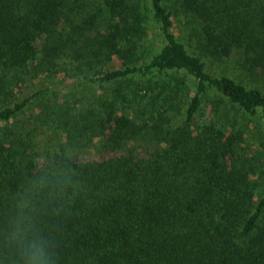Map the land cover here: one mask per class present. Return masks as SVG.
I'll list each match as a JSON object with an SVG mask.
<instances>
[{
  "label": "trees",
  "instance_id": "1",
  "mask_svg": "<svg viewBox=\"0 0 264 264\" xmlns=\"http://www.w3.org/2000/svg\"><path fill=\"white\" fill-rule=\"evenodd\" d=\"M61 68L65 87L115 94L87 109L49 86L16 94ZM253 117L264 124V0H0V233L32 193L56 264H264Z\"/></svg>",
  "mask_w": 264,
  "mask_h": 264
},
{
  "label": "rangeland",
  "instance_id": "2",
  "mask_svg": "<svg viewBox=\"0 0 264 264\" xmlns=\"http://www.w3.org/2000/svg\"><path fill=\"white\" fill-rule=\"evenodd\" d=\"M177 23H179V28H177V26L175 27V34H184L188 29L186 26H184V21L183 19H177L176 20ZM182 29V30H180ZM180 35V36H181ZM155 50V49H154ZM116 65H119L118 62H112L111 64L108 65L109 68H112V67H115ZM76 72L78 73V69H75ZM82 71H85L86 69L82 68L81 69ZM67 71H70L68 70V68H66L65 70H63L61 68L60 72L58 73L57 76L55 77H52L50 78V80L48 79H45L43 78L42 80H39L38 84L37 82H24V83H21L20 85L17 86V89L15 90L16 94L18 93L19 96L21 95H29V94H34L38 91L39 88L43 87V86H49L51 87V89L53 90V92H49L47 93L52 99H53V96H54V93H55V90L57 92H74V94L72 95H69V97L72 99V100H76L78 98H80L83 102H85L87 99H90V104L87 103L85 104L87 107L86 109L91 106V105H97V102H98V99L100 97V94H107V97H112L114 94H115V86L114 85H105L104 88H103V91L100 92V91H96V90H93V89H88V90H79V88H76L75 90L72 89L70 86H66L65 85L67 84L66 82H71L74 78H69L66 76V72ZM73 71V70H71ZM210 71H212L214 73V71H219V73H223L222 71L218 70L217 68H213L211 69ZM232 71V70H230ZM227 72V71H226ZM225 73V72H224ZM229 73V71L227 72ZM238 76V75H236ZM76 78H79L81 77V75H76L74 76ZM241 77L238 76V79H240ZM143 83V85H147V81L146 80H142L141 81ZM251 85H253L252 83H250ZM128 89H133V90H136L138 95L141 97V95L143 94V91H141L140 89H137L134 87V85H130L128 84L127 85ZM190 92H191V88H190ZM214 96L215 94L214 93H209L208 96ZM47 100H50L49 97H47ZM52 105V104H51ZM75 108L77 106L74 105ZM204 106V117L208 118L210 117V111H209V106L206 104H203ZM37 110L35 109L34 110V113H36ZM118 112H122V108L118 110ZM29 113H27L26 115L28 116ZM26 116V117H27ZM47 126L45 127H40V128H35L34 127V132H32L33 135H44L45 132H43L42 130L45 129ZM249 128H250V133L249 135L247 134L249 140H248V144H249V148L251 149L250 152H254L257 153L259 156H262L264 154V152H261V151H264V146H262V144L260 143L261 139H263L264 141V124L259 121L257 119V117H253L249 123ZM80 131L82 132L83 129H82V126L81 127H78V130L77 132ZM48 134L45 136V139H48L47 137L50 136V132L48 131L47 132ZM52 137V136H50ZM43 138V137H42ZM96 138L93 139V142L91 146L89 147H86V148H82L80 151V153L82 155H88V157H92L94 156V154H96L98 152V148L96 147V144H97V141H94ZM84 140H87L85 138H83L82 136H78V141H79V144L80 145H83L84 143ZM90 143V144H91ZM89 144V143H88Z\"/></svg>",
  "mask_w": 264,
  "mask_h": 264
},
{
  "label": "clouds",
  "instance_id": "3",
  "mask_svg": "<svg viewBox=\"0 0 264 264\" xmlns=\"http://www.w3.org/2000/svg\"><path fill=\"white\" fill-rule=\"evenodd\" d=\"M0 236L9 250L11 264H56L50 241L36 227L32 193H21L17 197ZM0 264H3V261H0Z\"/></svg>",
  "mask_w": 264,
  "mask_h": 264
}]
</instances>
